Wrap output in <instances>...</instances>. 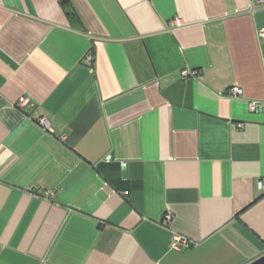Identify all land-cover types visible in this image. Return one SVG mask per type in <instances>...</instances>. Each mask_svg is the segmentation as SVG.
Listing matches in <instances>:
<instances>
[{"label":"crops","instance_id":"obj_1","mask_svg":"<svg viewBox=\"0 0 264 264\" xmlns=\"http://www.w3.org/2000/svg\"><path fill=\"white\" fill-rule=\"evenodd\" d=\"M61 1L0 0V264L264 256V6Z\"/></svg>","mask_w":264,"mask_h":264},{"label":"built area","instance_id":"obj_2","mask_svg":"<svg viewBox=\"0 0 264 264\" xmlns=\"http://www.w3.org/2000/svg\"><path fill=\"white\" fill-rule=\"evenodd\" d=\"M255 2H256V4H258V5H263V6H264V0H255ZM260 35H261L262 38H264V31H262V32L260 33ZM88 60H89V61H92V57L89 56V57H88ZM188 76H189L188 71H184V72L182 73V77H183L184 79H187ZM239 93H241L240 90H238V89H234V90H233V94H234V95H237V94H239ZM32 105H33V104H32V101H31L30 99H28V98H22V99H20V101H19V103H18V106H19V108H21V109H23V108H27V107H31ZM255 109H256V106H255V105H252V106H251V110L254 111ZM40 123L42 124L43 127H45V128H49V123H48L47 120L42 119V120L40 121ZM109 159H110V158H108V160H109ZM124 166H125V164H124ZM258 189H259L260 191H264V183H263V182H259V183H258ZM180 246L188 247V246H190V243L187 242L186 240L180 238V237H176V241H175V243H174V247H175V248H179Z\"/></svg>","mask_w":264,"mask_h":264},{"label":"trees","instance_id":"obj_3","mask_svg":"<svg viewBox=\"0 0 264 264\" xmlns=\"http://www.w3.org/2000/svg\"><path fill=\"white\" fill-rule=\"evenodd\" d=\"M61 5L63 7V9L66 11L67 15L70 17V18H73L71 17L72 16V12H70L69 10V3L67 0H62L61 1Z\"/></svg>","mask_w":264,"mask_h":264},{"label":"water","instance_id":"obj_4","mask_svg":"<svg viewBox=\"0 0 264 264\" xmlns=\"http://www.w3.org/2000/svg\"><path fill=\"white\" fill-rule=\"evenodd\" d=\"M249 264H264V256L258 258L257 260H255Z\"/></svg>","mask_w":264,"mask_h":264}]
</instances>
